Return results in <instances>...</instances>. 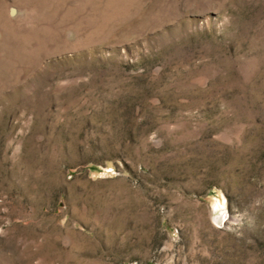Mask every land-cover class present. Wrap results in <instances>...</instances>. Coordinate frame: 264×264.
Wrapping results in <instances>:
<instances>
[{
  "label": "rangeland",
  "instance_id": "obj_1",
  "mask_svg": "<svg viewBox=\"0 0 264 264\" xmlns=\"http://www.w3.org/2000/svg\"><path fill=\"white\" fill-rule=\"evenodd\" d=\"M0 264H264V0H0Z\"/></svg>",
  "mask_w": 264,
  "mask_h": 264
},
{
  "label": "bare ground",
  "instance_id": "obj_2",
  "mask_svg": "<svg viewBox=\"0 0 264 264\" xmlns=\"http://www.w3.org/2000/svg\"><path fill=\"white\" fill-rule=\"evenodd\" d=\"M220 217H221V216H220ZM222 218H223V217H221V219H222ZM221 219H220V220H221Z\"/></svg>",
  "mask_w": 264,
  "mask_h": 264
}]
</instances>
